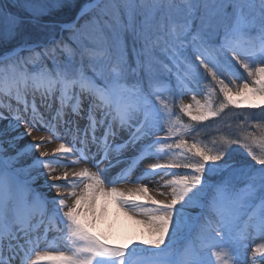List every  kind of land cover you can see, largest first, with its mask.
<instances>
[{"label": "snow or ice", "instance_id": "obj_1", "mask_svg": "<svg viewBox=\"0 0 264 264\" xmlns=\"http://www.w3.org/2000/svg\"><path fill=\"white\" fill-rule=\"evenodd\" d=\"M0 91V264H264V0H0Z\"/></svg>", "mask_w": 264, "mask_h": 264}, {"label": "bare ground", "instance_id": "obj_2", "mask_svg": "<svg viewBox=\"0 0 264 264\" xmlns=\"http://www.w3.org/2000/svg\"><path fill=\"white\" fill-rule=\"evenodd\" d=\"M6 97V96H5ZM5 97H0V102H2V105H9L11 104V106L13 108L16 107V102H11V101H7V99ZM56 104V102H55ZM0 105V106H2ZM53 108L54 105H53ZM5 112L7 114V111L5 109ZM83 123L81 121V126H83ZM49 136V133L47 131H44V130H41V131H33L32 135L31 136H28V137H25V139L23 141H21L20 143L21 144H27V143H36V142H39L37 140L38 137H47ZM60 141L59 140H54L53 142L51 143H46L44 144V146L40 149V151H48L49 152V157H45V159H51V156H52V153L53 151L58 147ZM35 155H39V152H35L34 153ZM86 165L83 164V163H80V164H77L75 165V167H70L69 169H67L69 172H72V171H76L80 168H83L85 167ZM104 165H101V167H103ZM64 169H60L56 174H61L63 172ZM92 171H95V169L93 168ZM40 183H42V180L40 181ZM118 187L120 188H124V189H127V188H131L133 187V185L131 184H119L117 185ZM150 188H151V185H150ZM162 191H164L163 189H161ZM152 195H155V193H151ZM50 196H55L56 195V190L53 189L50 193H49ZM157 199H163V197H160V196H156ZM68 203L71 204L72 201L71 200H68ZM103 203V201H102ZM107 214L106 216L100 220L97 225L99 224L101 227L103 228H108L110 231H112L114 225L115 226H126V227H129V224H133L134 226L137 227V229H140L142 231L143 234H145V226L142 225V224H138L136 223L135 220L133 219H130L129 216L125 215L121 210H119L117 208V206L112 203L110 200L107 202ZM137 219H140V218H137ZM3 226V221L0 220V227ZM6 248V247H5ZM6 251H7V255H9L8 253V250L6 248Z\"/></svg>", "mask_w": 264, "mask_h": 264}, {"label": "rangeland", "instance_id": "obj_3", "mask_svg": "<svg viewBox=\"0 0 264 264\" xmlns=\"http://www.w3.org/2000/svg\"><path fill=\"white\" fill-rule=\"evenodd\" d=\"M85 2V0H82L81 3ZM97 86H100V84L97 82ZM34 85L32 84V82L30 81V84L29 83H23L20 88L21 90L24 89L25 91H27V95H26V99L29 97V96H33V89H34ZM5 97L7 99V101H11V102H16L15 99H12L11 97L5 95V92L3 91H0V97ZM35 96H39L40 98V102H41V97H40V94L39 92H36L35 93ZM57 96H58V93H57ZM31 100H33V97L30 98ZM198 99H201V102H204L202 98L198 97ZM39 99L38 98H35V102H37ZM56 103L58 102V99L55 100ZM55 101L53 102L52 98H49V103H54L55 105ZM180 102H183L184 104H189L191 103V96L190 94L188 96H185V97H181L179 100H177L176 102V111L178 112L179 110V103ZM59 106V104H58ZM44 110V108L42 109V111ZM182 120L185 122V123H188V118L186 116H182L181 117ZM84 122V121H82ZM156 161H152V163H155ZM164 161H160V163H163ZM146 165H141V167H145ZM165 192L169 191L168 189H163ZM94 231H97V232H102L104 233L105 235H107L109 237V241L111 243H114V244H123V243H128L130 242L131 240L133 239H137L139 238L141 235H143L142 231L140 229H137L136 226H134L133 224H129V227H126V226H115L113 227L112 231H110L108 228H103L101 227L99 224L96 225V227L93 229ZM49 239H51V237H49ZM260 243H264V240H261L259 238H256L254 239V241L252 242V246L254 247L256 244H260ZM7 251H6V248H4L3 250V254L4 256H6L7 254ZM248 256L251 257V251L249 250L248 252Z\"/></svg>", "mask_w": 264, "mask_h": 264}, {"label": "trees", "instance_id": "obj_4", "mask_svg": "<svg viewBox=\"0 0 264 264\" xmlns=\"http://www.w3.org/2000/svg\"><path fill=\"white\" fill-rule=\"evenodd\" d=\"M4 2L5 3H8L9 2V0H4ZM82 2V0H79V3H81ZM75 13H74V11H73V13H71L70 15H74ZM62 19H68L69 18V15H63L62 17H61ZM83 23V22H82ZM126 40H127V45H128V56H129V58L131 59V57H132V51H131V48H132V41H131V37L129 36V37H126ZM99 83V82H98ZM147 82L145 81V84H146ZM102 86V85H101ZM228 123H231L229 120H228V118L226 117L225 118V125H224V127H227V124ZM208 132L210 133V135L207 137V139H209V140H211V139H213V136L217 139V140H219L220 139V137H221V135H222V133H220V132H216L215 131V126H211V127H209V129H208ZM201 138H203V137H201Z\"/></svg>", "mask_w": 264, "mask_h": 264}]
</instances>
